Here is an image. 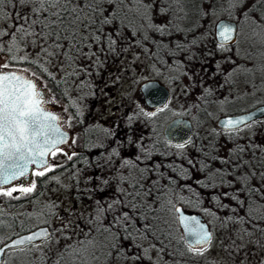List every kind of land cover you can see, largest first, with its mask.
I'll return each mask as SVG.
<instances>
[{"label": "trees", "instance_id": "1", "mask_svg": "<svg viewBox=\"0 0 264 264\" xmlns=\"http://www.w3.org/2000/svg\"><path fill=\"white\" fill-rule=\"evenodd\" d=\"M203 1L212 4L218 0ZM223 1L228 10L242 2ZM143 6L140 0H61L52 8L41 6L38 0H5L0 4V56L8 65L25 67L40 77L51 96L65 105L70 98L75 105L90 104L101 88L100 75L113 64L106 58L117 55L119 32L136 27L145 35L150 30L148 24L133 20L141 17L136 8ZM195 9L203 18L197 22L202 24L201 62L214 63L220 45L207 20L210 15L200 2ZM248 10L242 11L237 26H241ZM230 64L234 68L235 60L231 59ZM168 66V82L178 80L177 64ZM209 72L207 77L187 71L185 75L196 95L181 114L193 118L194 129L191 137L180 144L192 141L191 149H172L170 144L174 143L162 137L160 125L171 116L164 104L148 111L140 107L121 111V126H117L116 133L101 130L94 139L92 147L101 153L100 158L79 154L69 158L64 153L56 167L63 178V196L56 203L69 200L71 208L78 203L82 208L72 227L59 223L56 233L61 240L79 226L80 236L64 242L52 255L44 250L33 254L28 251L26 264H111L117 258L125 264L131 259L130 250L137 251V258L143 257L147 264H230L227 258L215 259L190 250L170 218L176 201L201 214L209 211L218 220L225 231L221 242L224 253L230 255L236 248L233 261L242 259L243 254L253 259L257 251H264V115L235 128L210 126L215 93ZM82 119L78 115L77 133L84 128ZM256 125L261 129L260 141L252 132L241 134L242 128L252 130ZM111 139H127L135 150L128 148L125 154L121 148L124 142L117 141L120 148L109 156L110 144H115ZM219 139L225 141L223 153L219 151ZM46 177V186L52 181L49 173L41 176L42 189ZM52 203L51 199L43 201L42 209L49 210ZM96 239L101 249L90 251L89 258H85L82 254L86 243ZM209 244L200 247L201 251Z\"/></svg>", "mask_w": 264, "mask_h": 264}, {"label": "rangeland", "instance_id": "2", "mask_svg": "<svg viewBox=\"0 0 264 264\" xmlns=\"http://www.w3.org/2000/svg\"><path fill=\"white\" fill-rule=\"evenodd\" d=\"M143 3V8L137 7L136 11L141 14L140 18H133L136 24H148L150 27L149 33L159 24H162L166 21L168 14H179L187 12L188 10L195 9V6L200 2L201 7L207 10L210 17L207 20L210 22L211 26L214 24L215 20L218 17L225 16L227 12L233 14L231 17L238 23V18L241 16L242 11L245 9L248 10V14L242 18L241 26H237V34L236 39L233 45L220 47L217 52V56L233 58L235 60L236 67L234 68V74L237 75L239 79V83L235 84L233 87L234 93L233 97L236 100L232 101H216L211 106V119L209 121V125H215V119L218 115L228 113V112H236L240 110H245L257 103L264 102V0H242L240 3H236L231 6L230 10L227 9L226 1L218 0L214 1L210 4L208 1L203 0H163L161 4H159L158 0H140ZM160 5V6H159ZM167 5L169 9H166ZM250 6H253L250 8ZM257 8V9H256ZM140 10V12H139ZM252 10V11H251ZM184 11V12H183ZM226 17V16H225ZM156 25V26H155ZM158 27V26H157ZM156 27V28H157ZM135 28V27H133ZM132 33V31H130ZM129 32V37H130ZM127 48V47H125ZM123 55H129L127 52H124ZM7 64L4 56H0V65ZM124 63H113L109 64L103 73L101 79V88L97 89L95 110L101 111V119L104 117H109L108 121L112 119H120L118 113H116V109L124 108L131 99L135 98L136 93V85L137 83L148 76L149 74L153 77L162 79L168 83L169 89V97L166 101L168 105L171 115L181 114L182 111L188 108V105L192 104V101L195 98L196 92L195 90L190 89L192 87L191 82L188 81L187 77H181L177 80L175 78L172 82H168V78L162 76L153 70H143L141 69L142 64H136V68L133 70L131 66H128L125 70L121 67ZM119 66V67H118ZM8 68H14L17 70H27L24 72L27 76L34 77L35 81L39 82V86H42L44 92L46 93L45 99L50 101L49 103L43 104L44 106L56 105L57 109L61 110L63 113L66 110V105L62 100L56 99L49 91L45 88L42 80L37 75L33 74L32 71L25 67H12L9 65ZM243 71V75L241 72ZM162 78V79H161ZM230 85L226 84L224 87H221L219 90L214 91L213 99H218L223 97L226 93L227 89H229ZM115 114V117L112 115ZM165 119V118H164ZM163 120V119H162ZM121 126V123L119 124ZM254 133V138L257 140L261 137V129L259 125H256L254 129L242 128L241 134L247 136L248 134ZM241 140H244L243 138ZM262 140V139H261ZM260 141V140H259ZM192 141H188L184 143L183 148H192ZM217 144L219 145V151L223 153L225 150V141L219 139ZM176 144H170L172 149H182L177 148ZM60 152L57 153L55 157L49 155L48 164L50 166L53 163L57 164L58 160L63 157L65 153L64 145H60ZM221 153V154H222ZM54 167V166H52ZM62 183L63 178L59 176L56 172L52 176V183L49 186H46L42 189L41 199L43 201L51 199L55 201L58 220L54 221L60 223L61 226H65L69 223V226L72 227V221L75 216L80 214L82 204L78 203L71 208L73 205L71 201H64L58 205L56 202L59 197L63 196L62 193ZM42 201V202H43ZM178 202V201H176ZM65 203V204H63ZM175 202H173L174 204ZM184 208H187L186 205L182 204ZM35 217L31 218L29 221L32 225L39 223L43 215L42 213L33 212ZM204 219L208 222L210 228L212 229L213 235L210 240V244L208 247L204 248L201 252L205 254V256L213 257L215 259H225L230 260V264H264V251L255 253V257H253L254 261L251 262V257H247L245 254L241 255V258H238L237 262L233 261L236 258L237 251L234 248V252L228 255L226 252L224 253L223 248L221 247V242L224 238L225 231L221 229L218 220L208 211L202 213ZM171 220L175 224V232L180 234L179 228L176 226V219L174 211L171 212ZM52 225V224H51ZM83 228V227H81ZM73 229H76L74 227ZM80 228L77 226V231L75 233H71L65 238L59 240L56 237L57 233L52 234V236L44 241L43 243L35 244L26 249H16V250H8L5 252V257L3 261L9 264H26L28 251L33 254L37 253L38 250L46 251L50 255L57 252L58 248H60L64 242L74 240L80 236ZM96 240L88 241L86 243V248L83 251V256L85 258H89L88 254L90 251H96L101 249V244L97 243ZM148 245V242H146ZM233 245V244H232ZM245 245V244H244ZM234 246V245H233ZM133 251H129L130 261H124L125 264H134L135 260L138 259V252L135 251L133 253V257L131 256ZM154 255V253H152ZM236 254V255H235ZM252 259V260H253ZM127 260V259H125ZM233 262H232V261ZM119 258L111 261V264H121Z\"/></svg>", "mask_w": 264, "mask_h": 264}, {"label": "flooded vegetation", "instance_id": "3", "mask_svg": "<svg viewBox=\"0 0 264 264\" xmlns=\"http://www.w3.org/2000/svg\"><path fill=\"white\" fill-rule=\"evenodd\" d=\"M197 12V9H192L184 13L168 14L166 21L162 24L157 25V29L159 30L156 34H154L153 32L149 33L150 30H148L147 33L143 35L139 33V30L136 27L131 28V30L123 28V31L119 32L118 34L119 40L117 42L116 48L117 55L113 57H107L106 59L111 60L113 63H117V65L119 63H124L121 67L123 70H125L128 66H131L134 70L136 68V64H142L144 66H142L141 69L153 70L155 71V73L158 72L162 76V78L170 77L171 69L168 66V64L170 63L177 64V72L179 73L177 75L179 76V79L181 77H186V71L195 75L202 74L204 76L206 73L208 75V72L210 71L209 73L211 74V83L213 84L212 86L214 88V91L216 89L219 90L226 84L230 85V87H228L229 89H227L224 96L218 99H213L212 104L216 101L221 100H236L233 97V87L235 84L239 83V79L237 75L234 74V68L236 66L234 68H231L232 65L230 64V61L233 58L216 56V60L214 63L210 61H208L207 63L201 62L200 57L202 51L199 36L200 31L202 30V24H199L197 22L199 20H203V18H201V14H198ZM130 31H133V33H131ZM129 32L131 34L130 37ZM232 43L234 42L227 44H218L220 45V47H222V44L224 45L223 47H226ZM124 52H127L129 55H123ZM186 64H189V66L187 67ZM173 73L175 72L173 71ZM147 79H157L168 89V83L165 82L164 79H162L161 81L159 78L153 77L150 74L148 76H145L136 85L135 98L131 99V101L128 102L124 108L120 107L119 109L114 110L116 111V113L119 112V117L121 111L126 112L128 110H136L137 107H140L142 110L146 111L155 108L145 104L142 93L139 89V84ZM166 101L161 105L166 104ZM95 103L96 98H93L90 104L86 103L84 105L79 106L75 105L73 99L70 98L66 105V110L64 111V113L61 110L57 109L56 105H49L48 107L45 106L46 108H49L51 111L57 114V117H59V124L69 132V138L67 143L62 145H64L66 149V155L70 156L71 158H73L75 154H79L82 157L85 156L87 158H100L101 153L93 148L95 146L94 142L96 141L94 139L98 138L97 134L100 133L101 130L105 131L108 134H115V131H117V126H119L120 124L119 119L116 120L114 118L110 121H108L109 117H104V119H101V111L95 110ZM79 109L82 110L81 113L77 112V110ZM78 115H81L83 117L82 123L84 124V128L80 129V132L77 133L78 126L75 122L77 121ZM112 116L115 117V114H113ZM168 118L169 117L165 118L162 123ZM188 118L191 120V122H193L192 117ZM162 123L160 125V132ZM111 140H115V144L114 142L110 144L109 156L113 154V151L115 149L120 148L117 141L124 142L123 145H121L123 153L127 154L128 148L132 152L135 150V145L127 139ZM89 148H91V150L85 152L84 149L89 150ZM103 149L107 148L104 147ZM48 157L49 156H47V161ZM52 166V170L49 172L46 171L45 175L49 173L50 177H52L53 174L56 173L57 164L53 163ZM40 170L43 169H38L35 165H29L27 177H22L18 180L12 181L11 184L0 186V188H2L3 190H10L13 187L19 189L20 187H31L33 183L35 184L34 190L30 193H21L20 191H16L12 193L11 197L0 195V245L13 235L19 232L29 230L39 224H46L49 228V234L46 237L37 239L27 244L4 248L3 252L0 253V264H9L3 261L6 251L26 249L35 244L43 243L44 241L48 240L52 236V234L56 233V227L59 223L54 222L58 220V213L55 201L52 200L53 198L51 197V201L53 203L50 209H42L43 200L41 199V176H36L33 174L35 171ZM46 184L47 177L45 180V186ZM32 211L35 213H42L43 215L42 220L35 225H32L29 221L31 218L35 217V214H32ZM52 229L53 232H51ZM144 263L147 264L146 260H144L143 257H140V259H136L134 262V264Z\"/></svg>", "mask_w": 264, "mask_h": 264}, {"label": "snow or ice", "instance_id": "4", "mask_svg": "<svg viewBox=\"0 0 264 264\" xmlns=\"http://www.w3.org/2000/svg\"><path fill=\"white\" fill-rule=\"evenodd\" d=\"M4 2L5 0H0V4ZM38 2L41 6L49 5L55 8L61 0H38ZM231 33L232 29L225 27L220 32V36L227 42L232 39ZM8 67V64L0 65V186L27 177L29 165L43 169L35 171L34 175H45L46 171L52 170L46 157L49 155L55 157L61 151L59 145L65 143V133L56 124L59 117L43 108V104L50 102L45 99L46 93L43 87L39 86L38 81L24 74L27 70L3 71ZM145 87L150 88L151 85H145ZM166 107L167 105L164 106ZM164 108L159 111H163ZM150 115H156V113H150ZM174 123L179 124L180 122ZM241 123L244 121H227V125L230 126ZM175 146L184 147L183 144ZM34 188V183L31 187H20L19 189L13 187L10 190H3L0 188V195L11 197L13 192L30 193ZM181 224L185 228V234L191 240L190 250L200 253V246L206 245L210 240V234L205 225L195 217H181ZM40 235H46V233H37L15 241V243L31 242ZM0 252H3V249H0Z\"/></svg>", "mask_w": 264, "mask_h": 264}, {"label": "water", "instance_id": "5", "mask_svg": "<svg viewBox=\"0 0 264 264\" xmlns=\"http://www.w3.org/2000/svg\"><path fill=\"white\" fill-rule=\"evenodd\" d=\"M225 27H229L232 29V33H231L232 39L228 40L227 42H225L220 36V32ZM236 31H237L236 21L229 17H225V16L218 17L213 24V37H214V40L218 43L227 44V43L234 42L236 39ZM12 70H17V69H14V68L3 69V71L5 72L12 71ZM27 77L32 78L35 81L34 77L32 76H27ZM145 85H151V87L146 88ZM139 89L142 93L145 104L151 107H156V106H159L165 103L169 95L167 87L161 82H159L157 79L144 80L143 82L139 84ZM43 108L45 111L51 112L52 114L57 116V114L51 111L49 108H46L45 106H43ZM262 115H264V102L257 103L245 110H240V111H236L232 113L219 115L215 119V125L223 129L235 128L257 117H260ZM228 120H233V121L243 120L244 123L230 126V125H227ZM177 121H179L180 123L179 124L174 123ZM56 124L60 128V130L63 133H65V143H67L68 138H69V132L65 128H63L59 124L58 121L56 122ZM192 133H193V124L191 120L188 117L180 115V114H176V115L169 117L162 123V126H161L162 137L170 143H183L191 137ZM172 208L175 213L176 224L179 228L181 238L188 247H190L191 245V240L185 234V228L181 224V217L197 218L200 221V223L205 225L207 232L210 234V240H211L212 235H213L212 229L210 228L208 222L204 219L203 215L199 211L185 209L182 206V204L179 202L174 203ZM177 209H179V211H177ZM41 232L46 233V235L37 236L32 241L46 237L49 234V228L46 224H39L29 230L19 232L13 235L12 237L7 239L0 245V249L27 244L29 243L27 241H25V243L23 244H16L15 241L25 239L29 236H33L34 234L41 233Z\"/></svg>", "mask_w": 264, "mask_h": 264}]
</instances>
